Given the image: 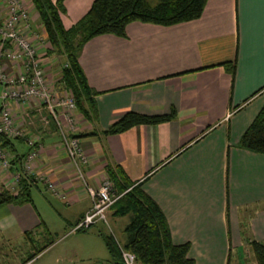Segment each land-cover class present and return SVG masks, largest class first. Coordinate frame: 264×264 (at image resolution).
Instances as JSON below:
<instances>
[{
    "label": "crops",
    "instance_id": "obj_1",
    "mask_svg": "<svg viewBox=\"0 0 264 264\" xmlns=\"http://www.w3.org/2000/svg\"><path fill=\"white\" fill-rule=\"evenodd\" d=\"M93 1L62 0L63 25H74ZM30 13L37 23L35 10ZM45 51H40L43 60L50 56ZM78 61L97 92V118L91 123L75 110L71 128L58 115L70 137L97 132L78 137L88 157L83 179L56 119L35 100L22 106L10 102L14 124L41 146L29 171L24 137L3 146L11 160L8 170L0 165V193H15L14 175L20 174L31 182V202L0 205V264L24 263L49 232L68 239L91 206L85 183L99 186L107 163L141 184L163 211L173 243H189L188 257L196 264H257L249 241L264 242V154L238 143L264 105V0H207L199 18L171 25L133 21L124 36L88 40ZM49 79L53 89L60 88L59 78ZM172 110L169 121L101 134L128 111L163 115ZM99 231L88 235L97 239L92 246L105 248Z\"/></svg>",
    "mask_w": 264,
    "mask_h": 264
},
{
    "label": "trees",
    "instance_id": "obj_2",
    "mask_svg": "<svg viewBox=\"0 0 264 264\" xmlns=\"http://www.w3.org/2000/svg\"><path fill=\"white\" fill-rule=\"evenodd\" d=\"M30 1L51 45L46 48L47 53H57L64 57L60 82L72 94L76 110L91 123L97 118L95 103L97 92L89 88L78 61L83 45L91 38L102 34L124 36L126 25L133 21L171 25L195 20L201 16L207 3V0H94L87 13L74 25L66 28L61 19L62 0ZM231 66L233 69L234 64ZM174 116V110L163 115H143L128 111L107 129L102 130L101 134L107 136L121 133L135 125L162 123L173 119ZM94 135H97V132L91 131L77 134L75 137ZM9 141L10 138L0 134L2 148L8 145ZM238 146L264 154V105L240 137ZM105 171L118 196L110 206L112 215L130 216L123 229L125 240L122 247L135 254V261L140 264H196L188 257L189 243H173L163 211L143 191L141 184L131 182L117 164L107 163ZM30 183L27 178L21 177L15 193L10 190L0 193V205L31 202ZM25 234L28 235L30 232ZM98 234L109 255L108 264H124L115 237L101 230ZM47 239H49L47 244L34 248L26 261L34 258L54 242L51 237ZM249 246L256 263L264 264V242L251 240Z\"/></svg>",
    "mask_w": 264,
    "mask_h": 264
},
{
    "label": "built area",
    "instance_id": "obj_3",
    "mask_svg": "<svg viewBox=\"0 0 264 264\" xmlns=\"http://www.w3.org/2000/svg\"><path fill=\"white\" fill-rule=\"evenodd\" d=\"M3 3L8 8L5 17H2L1 5ZM31 9L34 10L30 0H0V134L8 138L24 137L22 127L14 124L10 102L22 106L30 100L37 101L48 114L56 119L63 146L79 176L83 179L81 167L88 163V157L83 153L79 139L75 136H68L58 115L60 111L68 125L73 128L75 101L67 90L63 95L58 96L47 85L39 53L47 40L43 32L33 26ZM26 116H29V113H26ZM42 121L44 124L48 122L46 117L42 118ZM25 139L30 151L27 153L24 167L29 171L31 162L38 155L41 144L33 137ZM10 160V153L0 145V165L3 170L9 169ZM20 177V174L14 175L15 186ZM85 189L90 197L91 206L69 232L87 229L98 223L108 225V211L118 197L111 179L106 175L97 187L88 186L85 183ZM118 245L124 264H135V254L124 249L121 244L118 243ZM23 264H30V261Z\"/></svg>",
    "mask_w": 264,
    "mask_h": 264
},
{
    "label": "rangeland",
    "instance_id": "obj_4",
    "mask_svg": "<svg viewBox=\"0 0 264 264\" xmlns=\"http://www.w3.org/2000/svg\"><path fill=\"white\" fill-rule=\"evenodd\" d=\"M1 10H2V17H5L8 13V8L5 3L1 5ZM39 23H40L39 21H37V23L33 22V26L36 28L37 25H39ZM38 27H40L39 31L43 32V35H45V32L42 30L43 29L42 25H39ZM48 46L51 47L50 43H48L47 41L45 46L41 48L42 51H45ZM41 49L39 50V53ZM42 56L43 55L40 56L41 61L43 60ZM44 62H46V64H51V66L44 67L43 65ZM63 64H64V57L57 53H50L48 59L42 61V67L45 72L47 85L52 92L57 91L56 94L58 96L60 94L63 95L66 89L62 84L61 86H59L60 88H58L57 90L56 87L53 89V87H51L52 81L49 78L50 77L53 79L59 78L60 80V70ZM129 220H130L129 215L113 216L112 210L109 209L108 225L105 224L102 225L100 223V225L94 228H88L84 231L83 230H78L75 232L68 231L70 234L72 233V235L68 237V239L66 238V240L58 239V237L55 236L53 232H49L48 236L51 237L53 241H56L57 239L58 240L54 242V246L50 248H46L42 250L38 255H36V257H34L32 264H55L56 259L60 264H106L107 260L109 259V255H107L108 253L106 252L103 245L98 246L99 248H97L95 245L92 246L94 242H97L96 241L97 239L94 236L88 235L89 232L101 230L104 233L111 234L115 237L117 243L123 246L122 244L124 243L125 240V234L123 232V229L125 225L129 222ZM48 240L49 239L47 238L41 237L39 239V243L35 244L33 247L37 249L38 247L47 244ZM76 241H79L80 244L76 243ZM34 248L29 253H32L35 250ZM90 249H93V252H91ZM92 255L95 257H92ZM0 260H2L1 257ZM135 264H140V263L135 262Z\"/></svg>",
    "mask_w": 264,
    "mask_h": 264
}]
</instances>
